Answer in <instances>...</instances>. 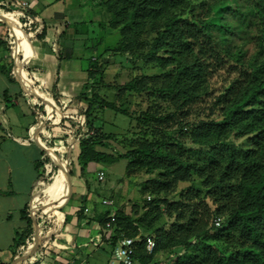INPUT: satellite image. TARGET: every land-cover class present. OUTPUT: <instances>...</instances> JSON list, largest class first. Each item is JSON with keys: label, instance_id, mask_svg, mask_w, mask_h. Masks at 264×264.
I'll use <instances>...</instances> for the list:
<instances>
[{"label": "trees", "instance_id": "obj_1", "mask_svg": "<svg viewBox=\"0 0 264 264\" xmlns=\"http://www.w3.org/2000/svg\"><path fill=\"white\" fill-rule=\"evenodd\" d=\"M225 1L98 0L107 27L120 34L112 54L127 52L161 69L117 85L114 96L145 92L154 101L136 111L104 99L99 90L110 85L98 54L90 60V93L82 92L80 114L63 117L61 125L68 131L64 136L79 132L82 176L90 162L103 165L120 157L127 159V176L155 171L140 187L152 197L131 200L129 212L118 206L100 217L104 224L115 215L111 245L121 231L141 236L135 250L141 264L155 263L159 253L168 264H264V0H233L232 24L226 17L211 22L212 10ZM250 28L254 51L247 56L234 37ZM102 108L134 121L137 142L125 152L96 148L112 136L94 128ZM234 137H244L243 143ZM180 181L190 183L178 188ZM23 213L27 226L16 233V246L33 232ZM218 216L224 218L217 227ZM144 235L155 241L151 252Z\"/></svg>", "mask_w": 264, "mask_h": 264}, {"label": "crops", "instance_id": "obj_2", "mask_svg": "<svg viewBox=\"0 0 264 264\" xmlns=\"http://www.w3.org/2000/svg\"><path fill=\"white\" fill-rule=\"evenodd\" d=\"M103 21L98 0H0V264H108L111 237L100 217L118 205L87 202L89 180L104 168L90 162L82 176L79 140L74 132L64 136L68 131L61 125L63 117L80 114L90 60L95 57L84 58L83 53L102 43L95 29L105 32ZM50 151L65 163L73 160L76 168L65 202L68 184L60 180V173L66 164L51 167ZM50 170L55 174L45 186ZM39 192L47 202L41 203V215L36 214ZM85 206L87 212L82 210ZM25 210L33 232L16 246V233L27 226ZM47 211L56 212V225L44 220ZM35 240L37 246L29 255Z\"/></svg>", "mask_w": 264, "mask_h": 264}, {"label": "rangeland", "instance_id": "obj_3", "mask_svg": "<svg viewBox=\"0 0 264 264\" xmlns=\"http://www.w3.org/2000/svg\"><path fill=\"white\" fill-rule=\"evenodd\" d=\"M234 5L235 4L233 0H226L225 2L217 5L212 10L208 19H210V21L213 23H217L222 17H226L230 20V24H232V18L230 17L229 9H232ZM103 22L107 27L106 18H104ZM96 28L97 29H95V32L96 34H98L97 37L102 36L103 41L98 45V47H96V50H88L83 54L85 55L84 58H88L89 56L92 57L91 54L93 56L95 55V57H98V54H102L100 61L104 67L103 80L105 83H108L110 87L102 86L99 90V94H101L104 99L109 101L114 100L116 104H121V107H127V109L136 111L145 109L150 103H152V101H154L152 100V97L149 98V96L145 92H124V94L120 96V98H117L114 96L117 91L116 86L123 84L130 78L139 74L160 73L161 69L153 63H147L142 61L138 57L130 56L127 52H117L112 54L113 50H118V46L120 43L119 32L108 27L104 29L106 30L105 32H102V30H100L98 26ZM251 30L253 29H242L239 35H235L234 37V41L236 43L243 44V48L247 50V56H249L254 51V43L252 40L254 34ZM91 59H93V57ZM19 60L20 56L18 61ZM98 77V73L95 74L94 80H98ZM88 78L89 82H91L92 79L89 76ZM87 90V94H89L90 91L88 87ZM102 109V112L98 113V115L100 116L96 119V121H93L95 124L94 128L96 129L97 127H101L102 132L111 133L112 136L103 138L105 144L97 145L96 148L101 151L116 155L117 151L125 152L128 147H130L131 145H135V143L137 142H135V139L138 136L134 134L133 131H131L136 129L131 127V124H133L134 121H132L130 117L120 112H115L114 110L108 108ZM78 134L79 132L76 131V138H78ZM233 140L236 144H240L243 143L244 137H234ZM186 144L190 145L191 143L187 141ZM70 155L72 156V154ZM49 156L52 163L55 164H59L60 162V165H62V163L65 161L57 158L52 151L49 152ZM57 160L60 161L57 162ZM126 163L127 159L120 157L114 162L101 165L104 168L105 172L104 178L102 180H97L96 175L93 174L91 176L92 178H90L89 180V188L91 194L89 200L87 201L88 203H101V200L103 198L111 197L113 199V203H116L118 206L123 207L124 212H129L132 201H138L143 197L147 198V195H150V197H152V195L148 192L142 194L140 187L147 177L156 174L155 171L146 172L145 170H140L127 176ZM65 164L66 169L64 170V172L60 173V180H64V182H67L65 172L68 171L69 168L73 177V175H75L76 168L74 169L73 160ZM57 171L58 170H56V173ZM54 174L55 170H50V172L45 175V186L52 180ZM194 182L200 183L199 179L196 176L194 177ZM189 183V181H180L177 187L181 188L187 186ZM37 199V201L40 200L41 202L36 204L37 208L39 209L38 211H36V213L38 215H41V203L46 200V196L42 192H39V197ZM156 262L150 264H168L169 260L165 259V256L159 253L156 255ZM135 264L141 263L135 262Z\"/></svg>", "mask_w": 264, "mask_h": 264}, {"label": "built area", "instance_id": "obj_4", "mask_svg": "<svg viewBox=\"0 0 264 264\" xmlns=\"http://www.w3.org/2000/svg\"><path fill=\"white\" fill-rule=\"evenodd\" d=\"M22 4H25L24 2ZM24 86L30 87V83L24 81ZM53 106V105H52ZM50 107L48 117H52L53 107ZM105 172L103 170H98L96 172V177L98 180H102L104 178ZM149 199V196H147ZM101 204L111 207L113 205L112 198H103L101 200ZM84 212H87L89 208L87 206L83 207L82 209ZM36 208L32 205L31 213L34 214ZM223 216H218L213 219V223L215 226H221ZM44 220L46 221H53L54 225L58 223V217L56 212L54 211H47L44 212ZM115 215L114 213H110L107 216V219L104 221V228L106 230L107 237L112 238L114 235L113 227H114ZM142 238L140 235L136 236H128L123 231L119 232L114 244L111 246V253L110 258L108 260V264H135V250L137 246V242L140 241ZM155 246V241L152 236L144 235V248L147 252H151Z\"/></svg>", "mask_w": 264, "mask_h": 264}, {"label": "water", "instance_id": "obj_5", "mask_svg": "<svg viewBox=\"0 0 264 264\" xmlns=\"http://www.w3.org/2000/svg\"><path fill=\"white\" fill-rule=\"evenodd\" d=\"M65 175H66V179H67V184H68V190H67V194L64 198V202L67 201L71 195V192H72V186H71V177H70V174L68 171L65 172ZM37 246V240H35V244H34V247L31 249L29 255L33 252V250L35 249V247ZM27 255H24L21 257V259H24L26 258Z\"/></svg>", "mask_w": 264, "mask_h": 264}]
</instances>
